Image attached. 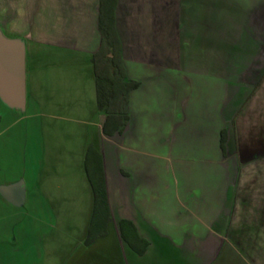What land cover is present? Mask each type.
<instances>
[{
    "label": "crops",
    "instance_id": "crops-1",
    "mask_svg": "<svg viewBox=\"0 0 264 264\" xmlns=\"http://www.w3.org/2000/svg\"><path fill=\"white\" fill-rule=\"evenodd\" d=\"M0 31L26 50L25 106L0 95V262L264 264V0H0Z\"/></svg>",
    "mask_w": 264,
    "mask_h": 264
},
{
    "label": "water",
    "instance_id": "water-1",
    "mask_svg": "<svg viewBox=\"0 0 264 264\" xmlns=\"http://www.w3.org/2000/svg\"><path fill=\"white\" fill-rule=\"evenodd\" d=\"M0 95L13 107L26 104V50L24 43L9 40L0 31ZM14 203L22 204L25 189L22 183L6 189Z\"/></svg>",
    "mask_w": 264,
    "mask_h": 264
},
{
    "label": "trees",
    "instance_id": "trees-1",
    "mask_svg": "<svg viewBox=\"0 0 264 264\" xmlns=\"http://www.w3.org/2000/svg\"><path fill=\"white\" fill-rule=\"evenodd\" d=\"M113 9L114 7L109 8L110 21L108 24L105 25L102 19V45L93 59L94 71L98 84L99 104L102 109L109 106V112L113 110L110 99H115V96L112 97L111 95L112 92L116 90V82L118 80L123 81L126 78L125 72L123 71L121 45L116 35L114 23H112L111 14ZM125 87H127V89H132L134 85L132 83H127ZM107 88L108 92L106 90ZM124 99L126 100V97Z\"/></svg>",
    "mask_w": 264,
    "mask_h": 264
},
{
    "label": "rangeland",
    "instance_id": "rangeland-1",
    "mask_svg": "<svg viewBox=\"0 0 264 264\" xmlns=\"http://www.w3.org/2000/svg\"><path fill=\"white\" fill-rule=\"evenodd\" d=\"M253 106L254 107H261V108L264 109V80H263V83H262V85H261V87L259 89L257 97L254 99ZM263 114H264V112H263ZM82 253H83V250L79 249L78 250V254H82ZM44 260H45L44 264H53L50 261L49 262L47 261L49 259H44ZM0 264H6V263L5 262H0ZM16 264H21V263H16Z\"/></svg>",
    "mask_w": 264,
    "mask_h": 264
}]
</instances>
